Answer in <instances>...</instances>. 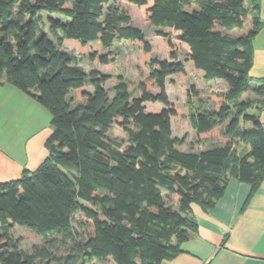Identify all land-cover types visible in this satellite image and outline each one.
Here are the masks:
<instances>
[{
  "label": "trees",
  "instance_id": "16d2710c",
  "mask_svg": "<svg viewBox=\"0 0 264 264\" xmlns=\"http://www.w3.org/2000/svg\"><path fill=\"white\" fill-rule=\"evenodd\" d=\"M113 1L0 0V81L35 97L52 127L40 166L0 182V264H162L197 230L193 203L213 207L232 177L251 185V198L264 179V79L249 74L264 24L260 0H127L157 28L165 60L150 58L144 30ZM68 40L105 66L115 41L140 42L156 91L141 82L136 96L121 76L108 90L112 74L86 70ZM178 43L206 80L227 87L215 93L216 107L190 103L196 139L188 149L187 134H173L177 110L166 91L167 77L187 72ZM147 102L165 107L147 110ZM115 124L124 141L110 136ZM219 129L223 144L202 148ZM15 225L43 243L24 250Z\"/></svg>",
  "mask_w": 264,
  "mask_h": 264
},
{
  "label": "crops",
  "instance_id": "0c3cea01",
  "mask_svg": "<svg viewBox=\"0 0 264 264\" xmlns=\"http://www.w3.org/2000/svg\"><path fill=\"white\" fill-rule=\"evenodd\" d=\"M260 5L264 21V0ZM251 27L252 19L248 18L245 30ZM253 44L249 74L256 80L264 79V24ZM261 121L264 123V110ZM50 122V111L35 97L5 79L0 81V182L17 179L25 169L40 166L48 155ZM250 192L249 183L232 177L213 207L193 203L197 230L182 243L183 250L177 256L162 264H264V179L251 198Z\"/></svg>",
  "mask_w": 264,
  "mask_h": 264
},
{
  "label": "rangeland",
  "instance_id": "374dc122",
  "mask_svg": "<svg viewBox=\"0 0 264 264\" xmlns=\"http://www.w3.org/2000/svg\"><path fill=\"white\" fill-rule=\"evenodd\" d=\"M116 5L121 8H126L133 17V22L140 26L146 35V38L152 43L153 50L150 54V58H159L160 60L168 59L169 49L165 41L156 34L157 28L152 26L146 19L144 12L138 8L137 5L129 3L127 0H114ZM53 17H57L55 14H51ZM45 17H48V13H45ZM48 29V25L46 26ZM64 46L73 50L74 53L81 57V64L86 70L93 68L101 69L104 72L112 74L105 86L110 90L114 84L118 81V76H121L129 85V88L133 90L134 95H140L139 84L145 82L152 91H156L155 82L149 78L150 76V64L149 61L143 59L140 42L133 40H118L112 45V50L115 53V59L107 66L101 65L98 61H93L89 58V49H80L73 41H65ZM179 59L185 61L186 50L188 49L185 44H176ZM99 51H105L100 46ZM186 74H172L167 77L166 91L171 101L172 106L177 110V114L172 117V129L175 136L181 137L187 134V141L183 144L184 149H188L189 142H194L196 139L195 131L191 128L190 123V103L195 105V108H213L218 103V98L215 93L226 90V83L222 80H206L203 73L195 69L192 64H187ZM87 90H92L93 87L90 84L86 85ZM192 100V101H191ZM147 110H159L165 105L161 102H147ZM110 136L117 138L120 141H124L126 134L123 129L115 124L110 132ZM225 140L220 137V129L216 133L204 136L202 139V148L217 146L223 144ZM77 218H81L83 222H87V219L83 215H77ZM75 226L78 223L74 222ZM11 233L14 238L17 239L21 248L31 252L33 247L41 245L43 239L31 231L30 229L15 225ZM103 264H112L110 259H106Z\"/></svg>",
  "mask_w": 264,
  "mask_h": 264
}]
</instances>
